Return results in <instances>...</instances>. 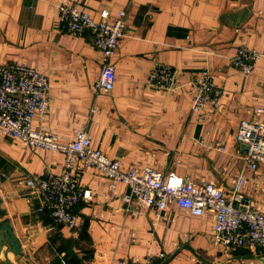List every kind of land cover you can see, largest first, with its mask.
Instances as JSON below:
<instances>
[{
  "label": "crops",
  "instance_id": "obj_1",
  "mask_svg": "<svg viewBox=\"0 0 264 264\" xmlns=\"http://www.w3.org/2000/svg\"><path fill=\"white\" fill-rule=\"evenodd\" d=\"M58 3L94 18L102 8L112 16L125 10L127 34L112 57L110 91L94 89L100 52L88 32L61 30ZM242 44L264 53V0H0V64L22 62L49 78L47 113L33 118L36 128L67 141L86 123L92 146L124 168L189 175L228 194L243 171L242 191L263 208L264 163L243 168L235 132L241 119L264 121L256 112L264 108V56L252 73H242L231 62ZM156 63L175 70L173 89L147 84ZM204 69L223 94L217 107L195 113L190 82ZM62 169V154L29 150L0 131V223L7 221L20 243L18 254H0V264H115L149 255L156 264H264L260 250L216 244L210 212L190 215L172 202L159 213L150 207L131 215L126 185L81 164L75 173L93 198L75 207L76 231L53 224L25 180Z\"/></svg>",
  "mask_w": 264,
  "mask_h": 264
},
{
  "label": "built area",
  "instance_id": "obj_2",
  "mask_svg": "<svg viewBox=\"0 0 264 264\" xmlns=\"http://www.w3.org/2000/svg\"><path fill=\"white\" fill-rule=\"evenodd\" d=\"M61 30L75 36L88 32L94 47L100 52L101 71L93 87L96 91H110L116 80L112 57L119 40L127 34L126 12L118 10L111 15L107 8L99 11V18L76 5L55 4ZM263 52L237 47L231 58L232 65L244 74L252 73ZM147 84L162 90L173 89L175 70L168 64L156 63L149 71ZM191 110L202 113L207 105L217 107L223 89L217 86L208 69H204L190 82ZM50 82L47 74L25 63L0 64V131L14 138L29 150L43 148L58 152L63 157V169L46 177L30 176L25 185L31 194L41 200L39 210L46 212L53 224L76 231L80 218L74 211L81 200H92L91 189L84 188L75 170L79 164L92 167L108 179L120 181L127 187L123 196L126 210L131 215L152 207L157 213L174 202L186 213L203 216L207 212L213 218V241L225 248L248 246L264 252V207H256L242 191L246 183L243 171L236 178L231 192L213 181L195 182L189 175H178L145 166L124 168L118 159L108 157L100 148L93 147L86 123L75 130L72 139L62 140L53 132L34 126L35 116L44 117L49 104ZM92 112L96 109L92 108ZM256 112L264 113V108ZM235 140L243 150L242 166L253 171L264 163V121L241 119L235 132ZM221 151L224 146H218ZM164 253L157 255L164 258ZM115 264H156V257L144 260L121 259Z\"/></svg>",
  "mask_w": 264,
  "mask_h": 264
},
{
  "label": "water",
  "instance_id": "obj_3",
  "mask_svg": "<svg viewBox=\"0 0 264 264\" xmlns=\"http://www.w3.org/2000/svg\"><path fill=\"white\" fill-rule=\"evenodd\" d=\"M9 251L18 254L20 252V243L14 236L8 222L4 221L0 223V254H3L6 258Z\"/></svg>",
  "mask_w": 264,
  "mask_h": 264
},
{
  "label": "trees",
  "instance_id": "obj_4",
  "mask_svg": "<svg viewBox=\"0 0 264 264\" xmlns=\"http://www.w3.org/2000/svg\"><path fill=\"white\" fill-rule=\"evenodd\" d=\"M45 214H47L46 212H44ZM48 215V214H47ZM50 220V219H49Z\"/></svg>",
  "mask_w": 264,
  "mask_h": 264
}]
</instances>
